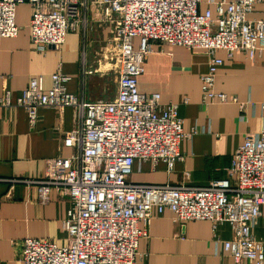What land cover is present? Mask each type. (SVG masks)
I'll return each instance as SVG.
<instances>
[{"label":"built area","instance_id":"obj_1","mask_svg":"<svg viewBox=\"0 0 264 264\" xmlns=\"http://www.w3.org/2000/svg\"><path fill=\"white\" fill-rule=\"evenodd\" d=\"M23 2L33 7L29 26L39 52L59 49L69 31L86 26L82 9L95 10L110 24L105 55L115 65L118 93L113 100L83 102L68 91L71 76L63 72L51 75L48 89L44 76L32 77L15 103L11 90L0 92V106L25 108L32 126L44 107H74L80 118V128L65 138V145L78 153L47 160L44 177L32 180L44 202L53 189L70 196L63 221L66 244L27 237L21 242L22 263L138 264L139 240L145 234L140 223L147 224L154 212L170 210L181 222L210 220L215 228L230 224L234 235L224 248L235 264H264V243L252 233L264 205V130L246 136L227 176L207 186L136 184L128 179L136 160L163 161L172 170L183 160L179 146L188 135L178 103L164 104L160 93L139 89L153 42L205 51L210 64L201 77L204 101L238 103L236 95L215 89L224 63L216 52L233 59L243 51L253 59L264 51V18H249L264 0L218 2L216 16L211 9L200 11L201 0H0V38L18 35L16 10Z\"/></svg>","mask_w":264,"mask_h":264},{"label":"crops","instance_id":"obj_2","mask_svg":"<svg viewBox=\"0 0 264 264\" xmlns=\"http://www.w3.org/2000/svg\"><path fill=\"white\" fill-rule=\"evenodd\" d=\"M223 1L232 0H201L199 9H211L216 16V3ZM32 12L28 2L18 4V35L0 38V92L11 90L15 103L32 77L44 76L48 89L51 75L63 72L71 76L68 91L81 101L113 100L118 93V77L105 55L112 26L102 22L95 10L82 9L86 26L69 31L59 49L39 52L29 26ZM249 18H264V4H257ZM134 44L139 46V38ZM216 55L224 63L218 68L215 89L236 95L238 103L204 101L201 77L210 64L205 51L153 42L139 77V89L144 94L160 93L164 104L178 103L188 135L179 146L183 160H178L172 170L163 161L136 160L130 182L207 186L227 176L246 136L264 130V51L253 59L243 51L233 59H227L222 50ZM79 128L74 107L41 108L32 126L25 108L0 106V264H23L21 242L27 237L66 244L63 221L71 207L70 196L65 190L53 189L44 202L38 184L32 180L44 177L47 160L78 153L76 147L65 145V138ZM140 227L145 234L139 240L138 264H235L224 248V242L234 235L228 223L215 228L210 220L181 222L165 210L162 214L154 212ZM252 233L264 243V205Z\"/></svg>","mask_w":264,"mask_h":264},{"label":"rangeland","instance_id":"obj_3","mask_svg":"<svg viewBox=\"0 0 264 264\" xmlns=\"http://www.w3.org/2000/svg\"><path fill=\"white\" fill-rule=\"evenodd\" d=\"M112 68H114V74H115V65L112 66ZM117 76V74H115Z\"/></svg>","mask_w":264,"mask_h":264}]
</instances>
